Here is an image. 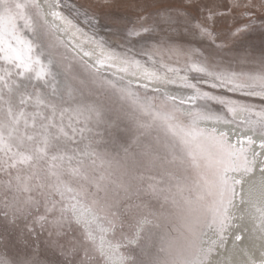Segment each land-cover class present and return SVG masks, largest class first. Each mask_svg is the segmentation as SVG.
Returning a JSON list of instances; mask_svg holds the SVG:
<instances>
[{
    "label": "snow or ice",
    "instance_id": "snow-or-ice-1",
    "mask_svg": "<svg viewBox=\"0 0 264 264\" xmlns=\"http://www.w3.org/2000/svg\"><path fill=\"white\" fill-rule=\"evenodd\" d=\"M154 2L0 0V264H264V0Z\"/></svg>",
    "mask_w": 264,
    "mask_h": 264
},
{
    "label": "rangeland",
    "instance_id": "rangeland-1",
    "mask_svg": "<svg viewBox=\"0 0 264 264\" xmlns=\"http://www.w3.org/2000/svg\"><path fill=\"white\" fill-rule=\"evenodd\" d=\"M175 2H176V0H155V2L152 4V8H153V10H155L157 7L166 6L169 4H173ZM127 4H128V0H117L116 10L118 12L126 11L127 10ZM75 22L78 23L79 26L84 28L86 33L89 32L88 26L82 20H77ZM100 34L105 35V32L101 31ZM107 38L111 39L114 43L121 42L120 37H118V36H112V37H107ZM244 43L249 44V45H255L257 48H259V45L261 43V39H260L259 34L258 33L251 34L249 37H247L245 39ZM172 66H177V65H172ZM181 74L183 75V73H181ZM0 252H2L4 254V256H10L11 257V256L15 255L16 250L14 248H0Z\"/></svg>",
    "mask_w": 264,
    "mask_h": 264
},
{
    "label": "bare ground",
    "instance_id": "bare-ground-1",
    "mask_svg": "<svg viewBox=\"0 0 264 264\" xmlns=\"http://www.w3.org/2000/svg\"><path fill=\"white\" fill-rule=\"evenodd\" d=\"M40 3L41 4H44L45 3V0H40ZM78 24V23H77ZM81 27V26H80ZM82 28V27H81ZM82 29H84V28H82ZM85 31V30H84ZM86 32V31H85ZM61 35H64L63 33H61ZM85 48H86V50H94V47L92 46V45H85ZM86 59H89V58H87L86 57ZM89 62H92V60L90 59L89 60ZM169 91L170 92H173V93H176V94H188L187 93V90H183V89H179L178 87H176V86H171L170 88H169ZM3 253L2 252H0V256H4V254L2 255Z\"/></svg>",
    "mask_w": 264,
    "mask_h": 264
}]
</instances>
